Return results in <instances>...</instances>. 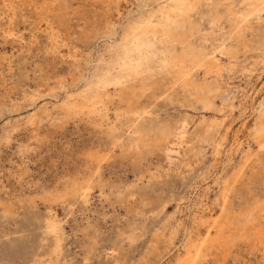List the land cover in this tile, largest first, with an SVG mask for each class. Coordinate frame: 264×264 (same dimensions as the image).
Segmentation results:
<instances>
[{"label": "rangeland", "instance_id": "rangeland-1", "mask_svg": "<svg viewBox=\"0 0 264 264\" xmlns=\"http://www.w3.org/2000/svg\"><path fill=\"white\" fill-rule=\"evenodd\" d=\"M179 1L0 0V264H264V2L120 69Z\"/></svg>", "mask_w": 264, "mask_h": 264}, {"label": "bare ground", "instance_id": "bare-ground-1", "mask_svg": "<svg viewBox=\"0 0 264 264\" xmlns=\"http://www.w3.org/2000/svg\"><path fill=\"white\" fill-rule=\"evenodd\" d=\"M203 0H181L177 2V11H173L172 14L166 16L163 21H159L157 23H153L151 21H146L144 24L140 26H136L133 29L132 33L128 36L127 42L124 46L123 53L119 58L118 62L119 68L122 70H126L127 72L132 71H139L145 65H147L148 61L150 60V53L156 45L153 39L161 38L166 41H172L174 43L180 44L182 46V50L180 53H174L171 55L169 60L170 66H173L176 69L177 74L184 79L189 73V66L190 62H195L197 60V55L195 54V49L191 43V37L197 28V24L194 20L190 18V14L195 11L201 4ZM209 3L214 2V0H206ZM234 1V0H233ZM246 1V0H243ZM264 2V0H261ZM224 4V3H223ZM57 7V5H56ZM231 7V6H230ZM220 6H216L215 10L211 13V19L214 23L219 22L221 19L225 18L226 16H231L233 14L232 9L228 8L225 14H221ZM211 11V10H210ZM235 12V11H234ZM261 14V13H260ZM241 15V14H240ZM238 17V16H235ZM244 17V16H243ZM250 17V16H249ZM232 18V17H231ZM246 19V18H245ZM197 20V19H196ZM143 22V21H142ZM198 23V22H197ZM199 24V23H198ZM44 25V24H43ZM217 25V24H216ZM200 26V25H199ZM218 26V25H217ZM198 30V29H197ZM239 30V29H238ZM233 34V33H232ZM241 34V33H240ZM195 35V34H194ZM206 36V35H205ZM232 37V36H231ZM236 38V37H235ZM156 41V40H155ZM196 45V44H195ZM197 49V48H196ZM203 52V51H202ZM205 53V52H204ZM203 54V53H202ZM116 55V54H115ZM114 55V58H115ZM206 56L205 54H203ZM209 55V54H208ZM111 57V56H110ZM112 59V58H111ZM153 60V59H152ZM113 61V59H112ZM214 61V60H213ZM115 63V60L113 61ZM215 62V61H214ZM113 63V64H114ZM200 63V62H199ZM107 64V63H106ZM151 64V63H150ZM154 64V63H153ZM207 64V63H206ZM212 64V63H211ZM106 66V65H105ZM115 66V65H114ZM168 66V65H167ZM199 66V65H198ZM219 66V65H218ZM116 67V66H115ZM200 67V66H199ZM212 67V66H211ZM210 67V68H211ZM111 68V67H110ZM168 68V67H167ZM201 68V67H200ZM199 68V69H200ZM204 68V67H203ZM221 68V67H220ZM115 69V68H114ZM118 70V69H117ZM205 70H210L209 68H205ZM194 71V70H193ZM206 72V71H205ZM222 72V71H220ZM220 72H218L220 74ZM103 73V72H102ZM115 73V72H114ZM118 73V72H117ZM123 73V72H122ZM166 73V72H165ZM191 73V72H190ZM125 75V73H123ZM210 74V72H209ZM102 75V74H101ZM120 75V73H119ZM152 76V75H151ZM150 76V77H151ZM100 77V76H99ZM122 77V76H121ZM154 77V76H153ZM148 78V77H147ZM144 79V78H143ZM179 79V78H178ZM177 79V80H178ZM140 80V79H139ZM149 80V78H148ZM176 80V79H175ZM181 80V79H180ZM145 81V80H144ZM154 81V80H153ZM187 81V80H186ZM184 82V81H183ZM93 83V82H92ZM107 85L109 84H121L120 79H116L115 82L111 81L108 77L105 80ZM141 83V81H140ZM181 83V82H180ZM192 83V82H190ZM199 84V83H198ZM176 85V83H175ZM201 85H204L202 83ZM138 86V85H137ZM141 86V85H139ZM152 86V84H151ZM185 86V85H184ZM200 86V85H198ZM194 86V87H198ZM206 86V85H205ZM204 86V87H205ZM145 87V86H144ZM143 87V88H144ZM189 87V86H188ZM203 87V88H204ZM211 87V86H210ZM138 90H142L139 89ZM150 90V89H149ZM191 90V89H190ZM206 90V89H203ZM213 90V89H212ZM193 91V90H192ZM200 91V90H199ZM140 92V91H139ZM107 93V91H106ZM110 93V92H109ZM193 93V92H192ZM197 93V91H196ZM133 94V93H132ZM131 94V95H132ZM137 94V92H136ZM87 95V94H86ZM135 95V94H134ZM202 95V94H201ZM203 96V95H202ZM197 98V97H196ZM86 100V99H85ZM77 102V100H75ZM80 101V100H79ZM78 101V102H79ZM129 101V100H127ZM132 101V100H131ZM139 101V100H138ZM81 102V101H80ZM86 102H91L87 100ZM98 102L95 101L93 105H96ZM87 104V103H86ZM86 104L84 107H86ZM129 104V103H128ZM132 104V103H131ZM133 105V104H132ZM129 106V105H128ZM75 109H79L76 107ZM147 108H145L146 110ZM145 113V112H144ZM150 114V113H149ZM76 115V114H75ZM142 116V115H141ZM147 116V114H146ZM109 120V119H108ZM108 123V122H107ZM136 130V129H135ZM170 130V129H169ZM262 130V129H261ZM140 132V131H139ZM262 133V131H261ZM168 134V133H167ZM170 135V134H169ZM168 135V136H169ZM167 136V135H166ZM161 139L160 137H158ZM166 140V139H162ZM264 142V141H263ZM93 158L91 157V160ZM91 162V161H90ZM231 183V182H230ZM228 184V183H226ZM229 189L230 187L227 186ZM83 189V188H82ZM226 191V190H225ZM226 193V192H225ZM230 193V191H229ZM229 195V194H228ZM227 197V196H226ZM227 199V198H226ZM225 202V201H224ZM229 202V201H228ZM231 202V201H230ZM227 203V202H226ZM231 205V203H230ZM223 213V212H222ZM225 215V214H224ZM219 219V218H218ZM215 221V220H214ZM231 224V222H230ZM54 225V224H53ZM52 225V227H53ZM221 226V225H220ZM230 226V225H229ZM50 228V227H49ZM55 228V227H54ZM52 230V228H51ZM209 230V229H208ZM53 231V230H52ZM225 231V230H224ZM209 233V232H208ZM253 233V232H252ZM220 234V233H219ZM250 234V233H249ZM220 239V238H219ZM207 237L203 240V242L197 247V251L200 252L201 246L203 243H207ZM221 240V239H220ZM201 241V240H200ZM216 245V244H214ZM212 245V247L214 246ZM218 245V244H217ZM215 247V246H214ZM206 248V247H205ZM204 249V248H203ZM208 250V249H207ZM204 253V252H203ZM197 256H195L196 258Z\"/></svg>", "mask_w": 264, "mask_h": 264}]
</instances>
